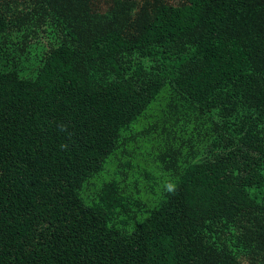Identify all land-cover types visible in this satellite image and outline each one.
<instances>
[{
    "label": "trees",
    "instance_id": "obj_1",
    "mask_svg": "<svg viewBox=\"0 0 264 264\" xmlns=\"http://www.w3.org/2000/svg\"><path fill=\"white\" fill-rule=\"evenodd\" d=\"M0 264H264V0H0Z\"/></svg>",
    "mask_w": 264,
    "mask_h": 264
},
{
    "label": "rangeland",
    "instance_id": "obj_2",
    "mask_svg": "<svg viewBox=\"0 0 264 264\" xmlns=\"http://www.w3.org/2000/svg\"><path fill=\"white\" fill-rule=\"evenodd\" d=\"M34 42H38L40 45H43L45 49H49L53 44H56V40H49L46 36H39L37 39L34 40ZM150 151V148L148 149Z\"/></svg>",
    "mask_w": 264,
    "mask_h": 264
},
{
    "label": "clouds",
    "instance_id": "obj_3",
    "mask_svg": "<svg viewBox=\"0 0 264 264\" xmlns=\"http://www.w3.org/2000/svg\"><path fill=\"white\" fill-rule=\"evenodd\" d=\"M167 190L169 191V192H172V193H174L175 192V185H168L167 186Z\"/></svg>",
    "mask_w": 264,
    "mask_h": 264
}]
</instances>
